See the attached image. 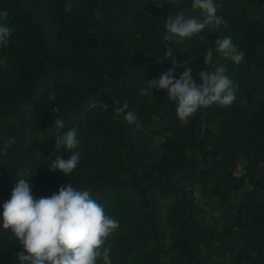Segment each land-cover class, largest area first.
I'll use <instances>...</instances> for the list:
<instances>
[{"label": "trees", "instance_id": "trees-1", "mask_svg": "<svg viewBox=\"0 0 264 264\" xmlns=\"http://www.w3.org/2000/svg\"><path fill=\"white\" fill-rule=\"evenodd\" d=\"M65 3L0 0L14 28L0 47V205L19 178L33 174L35 197L72 183L119 220L106 241L112 264H264V202L240 194L246 176L264 188L250 174L264 160V0H217L227 24L173 44L169 60L162 59L166 19L181 10L199 15L190 0H72L68 12ZM225 35L245 51L243 62L216 53L204 65L208 47L215 50ZM175 58L191 59L197 82L202 68L225 64L238 85L235 101L202 107L181 122L164 90L142 91ZM125 102L137 122L116 112ZM57 116L81 139L80 163L66 177L48 169L71 154L55 147ZM239 153L250 166L237 178ZM219 156L227 164L211 169ZM195 186L207 199L202 205ZM21 247L6 229L0 264H18Z\"/></svg>", "mask_w": 264, "mask_h": 264}, {"label": "clouds", "instance_id": "clouds-1", "mask_svg": "<svg viewBox=\"0 0 264 264\" xmlns=\"http://www.w3.org/2000/svg\"><path fill=\"white\" fill-rule=\"evenodd\" d=\"M173 2L179 4L182 0ZM190 4L193 11L199 10V15L181 10L166 19L162 40L168 43L162 59L169 60L173 44L191 40L209 25L219 28L227 24L225 17L218 14L217 0H190ZM72 7V0H66L65 11H71ZM8 16V10L0 8V47L10 42L14 31L6 22ZM214 44L215 50L209 46L206 51L204 65H212L216 53L234 64L243 62L245 51L231 35L216 38ZM171 65L158 78L147 80L148 87L142 91H151L153 95L154 89L164 90L168 98L175 101L177 117L184 124L202 107L229 106L235 101L238 85L227 74L225 64L218 63L211 70L202 68L198 73L199 82L194 76L191 59L179 62L175 58ZM178 68H183L179 75L176 74ZM54 111L59 113L61 109L57 105ZM116 112L124 114L125 121L130 124L138 120L137 113L129 109L127 102ZM52 128L56 132L53 135L55 147H63L71 154L57 156L48 169L66 177L80 163L81 152L77 150L81 143L80 133L76 127L64 130L63 116L56 117ZM6 143H13V139L9 138ZM32 175L19 178L10 198L0 205V236L10 229L22 246L17 253L18 264H99L100 260L103 264H112L111 246L106 241L119 228V220L107 214L104 205L89 190L78 189L72 183L61 185L51 195L35 197L30 183Z\"/></svg>", "mask_w": 264, "mask_h": 264}, {"label": "rangeland", "instance_id": "rangeland-1", "mask_svg": "<svg viewBox=\"0 0 264 264\" xmlns=\"http://www.w3.org/2000/svg\"><path fill=\"white\" fill-rule=\"evenodd\" d=\"M261 97H263L264 98V93L262 92L261 93ZM226 162V161H225ZM225 162H224V160H223V156H219L218 158H216V159H213V160H211V163H210V165H211V169H215V168H220V167H225L224 165H226L225 164ZM236 171V170H235ZM236 172H238V170L236 171ZM261 179H263V176H261ZM264 180V179H263ZM261 181V180H260ZM194 189H195V193H194V196L196 197V199H197V202H198V204L199 205H202L203 203H204V201H207V199L206 198H203V196H202V193L199 191V188L197 187V186H195L194 187ZM250 189V188H249ZM247 190V191H245V192H243L244 194V196L243 197H247V196H249V195H247V194H249V191L250 190ZM258 192V193H257ZM257 194H255L254 196H255V199H256V201L259 203V202H264V190H257ZM204 211H206V213H208L209 212V206H205L204 207ZM214 216H216V218H217V212L216 213H214L213 214ZM212 216H208L207 217V219L208 220H211L212 221ZM219 229H221V227L219 226ZM216 260H218V257H216L215 256V258L213 259V261L215 262ZM227 261V264H229V262H228V260H226Z\"/></svg>", "mask_w": 264, "mask_h": 264}, {"label": "crops", "instance_id": "crops-1", "mask_svg": "<svg viewBox=\"0 0 264 264\" xmlns=\"http://www.w3.org/2000/svg\"><path fill=\"white\" fill-rule=\"evenodd\" d=\"M223 160H224V162L226 161V159H223ZM249 166H250V164H249V158L246 155H244L242 153H239L238 156H237V170L240 173V175H243V174L247 173L248 172L247 170H248V167ZM255 179H258L259 181L261 180V182L263 181V179H261L260 176L258 178L256 177ZM248 189L250 191H249V194H247V195L252 196L254 198H255L254 195L258 193L257 190L258 191L260 189L261 190H264V188L259 187L256 184H251V183H247L246 182V184L243 186V189L240 191V194L243 195L244 194L243 192L247 191Z\"/></svg>", "mask_w": 264, "mask_h": 264}, {"label": "built area", "instance_id": "built-area-1", "mask_svg": "<svg viewBox=\"0 0 264 264\" xmlns=\"http://www.w3.org/2000/svg\"><path fill=\"white\" fill-rule=\"evenodd\" d=\"M237 171V170H236ZM234 171V175L239 178L241 175L239 172ZM251 175H255L257 178L260 176H263L264 179V160L259 161L256 164L255 169L250 173ZM249 176H246L245 181L248 182L249 181ZM264 181V180H263Z\"/></svg>", "mask_w": 264, "mask_h": 264}, {"label": "bare ground", "instance_id": "bare-ground-1", "mask_svg": "<svg viewBox=\"0 0 264 264\" xmlns=\"http://www.w3.org/2000/svg\"><path fill=\"white\" fill-rule=\"evenodd\" d=\"M235 170H237V168L235 169ZM246 174V173H245ZM245 174H243V175H245ZM242 176V175H241Z\"/></svg>", "mask_w": 264, "mask_h": 264}]
</instances>
